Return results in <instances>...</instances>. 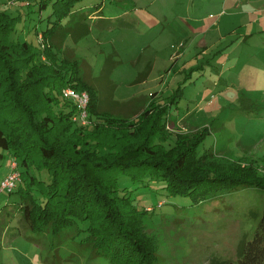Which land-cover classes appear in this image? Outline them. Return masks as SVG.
<instances>
[{"label": "rangeland", "instance_id": "obj_1", "mask_svg": "<svg viewBox=\"0 0 264 264\" xmlns=\"http://www.w3.org/2000/svg\"><path fill=\"white\" fill-rule=\"evenodd\" d=\"M54 1L42 14L38 6H3L12 16L24 14L14 39L41 49L37 32L53 26ZM80 7H97L107 20H89L83 36L67 32L61 51L92 69L103 110L135 118L144 98L156 92L171 105L167 129L174 137L207 129L200 153L213 149L254 163L264 175V0H81ZM111 83L114 99L129 106L111 102ZM11 160L8 155L2 162L0 185ZM118 183L141 208L153 209L143 225L161 264H238V247L253 240L264 211V190L252 186L194 202L168 195L162 182L121 175ZM22 218L17 197L1 192L0 264H52L50 240L35 241L38 235ZM69 254L62 250L63 264H112L106 258L87 262L79 253L65 262Z\"/></svg>", "mask_w": 264, "mask_h": 264}, {"label": "trees", "instance_id": "obj_2", "mask_svg": "<svg viewBox=\"0 0 264 264\" xmlns=\"http://www.w3.org/2000/svg\"><path fill=\"white\" fill-rule=\"evenodd\" d=\"M49 1L0 0V167L8 155L10 173L16 163L19 182L11 193L2 192L17 197L25 226L38 235L35 241L50 240L52 264H63V249L71 252L65 262L79 253L77 258L87 262L161 264L157 244L143 225L153 209L141 208L126 188L120 189L121 175L134 182H162L168 195L194 202L245 185L264 190V175L254 163L213 149L200 153L207 129L174 137L167 129L171 105L157 93L132 119L102 109V86L92 69L61 51L70 32L63 22L79 11L81 0L53 2L48 19L53 26L37 32L41 49L15 40L24 14L12 16L2 7L38 6L42 14ZM80 9L85 17L93 12ZM67 88L89 94L88 126L75 121L77 105L63 96ZM237 253L238 264H264V211L253 240L242 241Z\"/></svg>", "mask_w": 264, "mask_h": 264}, {"label": "built area", "instance_id": "obj_3", "mask_svg": "<svg viewBox=\"0 0 264 264\" xmlns=\"http://www.w3.org/2000/svg\"><path fill=\"white\" fill-rule=\"evenodd\" d=\"M63 96L66 99L73 100L77 105L78 114L75 117V121L80 122V124L87 126L89 124V114L88 107L90 103V96L87 92H79L72 88H67L63 92ZM16 163L12 164L13 172L6 177V179L1 184V192L7 191L11 193L17 186L19 182V173L16 171Z\"/></svg>", "mask_w": 264, "mask_h": 264}, {"label": "crops", "instance_id": "obj_4", "mask_svg": "<svg viewBox=\"0 0 264 264\" xmlns=\"http://www.w3.org/2000/svg\"><path fill=\"white\" fill-rule=\"evenodd\" d=\"M95 9H97V8H95ZM95 9L93 8V12L91 14H88V16H86V17L83 16L81 14V12H79V11H83L81 9H79V11H77L76 13H74L73 15H71V17H70V19H69L68 24L66 25V27H69L68 29H69V31H70V33H71V35H72L73 38L76 36V33H79V34H77V36H83V35H86L87 34L88 27L86 25H87V22L89 20H94L95 22H98V21L101 22V21L107 20V19H105L106 17L100 15L102 12L100 13L98 10L95 12ZM222 16H223V13H219L218 14V17H222ZM210 18H216V16H213L212 15V16H210ZM75 39H77V38H75ZM63 44H64V42H63ZM204 46H205V44H203V47ZM62 47H63V45H62ZM109 86H111V90H112V95H111V98H110L111 99V102H113L114 104H117V105L119 104V105H122V106L123 105L129 106V104H127V103H119L118 101H116L114 99V95L116 93L117 86H115L112 83ZM151 96H152V94H151ZM151 96H150V98L148 96L146 98H144V100H143L144 103L142 105H141V103L134 102V103H131V106L132 107H140V105H141L145 109L147 107V105L151 101ZM157 96H158V99H159L158 93H157ZM145 101L147 102V105H145L146 104ZM188 117L190 118V117H193V116H188ZM183 118L184 117H182L179 120L181 121V120H183ZM186 119H188V118H186Z\"/></svg>", "mask_w": 264, "mask_h": 264}]
</instances>
